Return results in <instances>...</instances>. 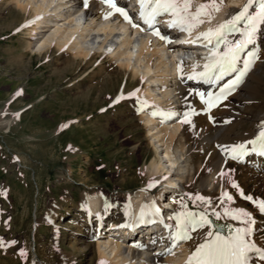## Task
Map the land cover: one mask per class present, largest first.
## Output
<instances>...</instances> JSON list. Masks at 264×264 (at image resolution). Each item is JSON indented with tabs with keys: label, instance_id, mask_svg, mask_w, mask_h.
I'll use <instances>...</instances> for the list:
<instances>
[{
	"label": "rangeland",
	"instance_id": "obj_1",
	"mask_svg": "<svg viewBox=\"0 0 264 264\" xmlns=\"http://www.w3.org/2000/svg\"><path fill=\"white\" fill-rule=\"evenodd\" d=\"M70 1L72 12L81 10L80 0ZM16 7L10 0H0V237L17 241L0 248V264H62L63 251L71 250V236L81 234L82 219L76 214L84 192L102 191L125 200L129 191L146 187L147 168L158 156L156 150L161 154L162 149L151 144L136 97H128L136 89L144 90L143 74L135 77L105 55L75 60L73 51L57 46L39 52L51 31L30 46V29L37 26L29 25L32 13ZM81 15L84 21L95 18L85 9ZM259 32L255 51L264 63V27ZM117 37L110 39L114 47ZM104 40L95 36L90 44ZM192 52L185 51L181 58L191 59ZM121 92L125 99L114 103ZM261 93L251 102L250 116L264 109V84ZM225 105V101L219 105L218 114ZM200 123L210 124L203 116ZM238 173L242 183L244 175ZM247 180L244 195L264 199V188L261 192L254 179ZM182 188L180 184L178 189ZM230 188L236 197L240 194V187ZM242 203L253 206L245 198ZM51 211L56 214L53 224L46 221ZM254 211L263 241L264 218ZM21 248L26 258L20 255ZM74 254L75 264H97L91 246Z\"/></svg>",
	"mask_w": 264,
	"mask_h": 264
},
{
	"label": "bare ground",
	"instance_id": "obj_2",
	"mask_svg": "<svg viewBox=\"0 0 264 264\" xmlns=\"http://www.w3.org/2000/svg\"><path fill=\"white\" fill-rule=\"evenodd\" d=\"M10 1L26 13H32V16L30 15L32 19L36 16L43 17L35 22L36 28L30 29V46L40 38V35L51 31L39 47V52L57 46L61 50L69 48L68 50L73 51L75 60L79 58L89 60L97 55H105L108 59L117 62L119 69L121 68L123 71L131 70L132 75L135 77L139 74L145 76L143 78L142 75V79H146L144 90L139 89L140 95H142H139L141 99H146L149 105H156L159 109L172 110L176 113L175 117L161 122V117L151 115V112L155 110L152 107H145L140 111L148 137L152 140L151 144L154 142V146L158 145L162 149L161 154L158 153L159 149L156 150L155 155L158 156H155L152 161L150 160L151 162L149 161L150 165L148 164L149 167L147 168L149 173L147 185L150 180L155 179L158 181L156 187L144 191V189H147L146 185V187L136 189L133 192L129 191L125 200L107 192L90 193L85 191L76 214L82 219V226L79 230L81 234L71 236L73 237L70 240L71 250L68 252L63 251V263L75 264L76 254L74 253H81L82 250L91 246L95 249L97 264H101V262L103 264H185L188 255L194 250L191 242L182 244L176 250L177 255L175 256H159L158 254L167 247L166 242L160 239L161 236L166 237L168 235L166 228L157 226L156 229L158 230L156 232H148L146 238L149 242L147 245L143 243L141 238L138 242L134 240L130 242L131 234L127 231V228L134 225L143 204H150L153 201L157 205L161 204L164 194L165 202L163 201V203L168 208L164 207L163 210L167 220L169 215L181 210V196L185 197L184 202L190 210L199 211L200 208L187 198L189 195L197 193L210 197L217 210H222L219 207L220 194L222 191H227L230 195L234 194L231 193L230 185H232V182L239 181L238 171L241 175H244L242 183L238 182L241 188V190L238 188L240 192L243 191V185L245 186L248 183L247 178L254 179L260 191L261 188H264V157H256L255 153L250 152L241 159L233 160L227 153L222 151V146L254 139L260 130L261 124L264 123L263 108L255 115H249L253 111L251 102H255L254 99H258L257 96L262 94L264 63L259 59L254 60L247 75L236 87V93L225 100V109L223 108L222 112L218 114L217 108L219 106L214 108L213 114L210 115L213 124L206 123V125H203L202 123V126L200 122L203 115H192V123L183 124L179 122L183 118V113L192 109L198 110L193 97L194 90L218 93L220 87L235 75L225 77L218 85L205 86L203 82L198 83L197 80H189L187 77L192 72L191 66L195 63L202 65L204 61L198 59L201 58L199 54L207 55L208 51H204L198 44L183 43L188 39L186 33H182L177 29L168 31V33L173 32L174 35L179 36L174 38L169 35V39L174 42L173 45L169 46L170 43L152 37L150 31L145 27L140 26L144 31H140L139 28L132 31L133 27L118 13H114L105 19L104 15L108 11L104 10L95 0H88V7H84L85 10L93 12L95 15V18L90 21H84L82 18L81 12L83 9L76 12L71 11L70 0ZM80 2L84 6L83 0H80ZM201 2H204V0H195V3ZM245 3L246 0H227L221 11L215 14V19L211 25L205 23L193 32V36H196L200 31L207 30L209 26L215 27L217 24L222 23L227 18L230 9L238 11ZM60 17L63 20L61 19L62 21L58 22L57 20ZM166 19L167 17L159 18L157 28L167 26L164 22ZM53 23L63 24L56 27ZM116 35L118 37L114 47L110 39ZM140 35L143 37L138 41ZM95 36H103L105 40L101 44L93 46L90 44V40ZM259 44L257 34L256 43L250 45L246 52L255 51ZM189 50L193 51V57L182 59L183 56L181 55ZM169 53H171V56H169ZM181 61L183 62V69H186L185 74L178 71L177 66ZM201 70L202 67L197 69V71ZM154 77H161L159 82H162V85L159 89L150 86ZM161 79L163 80L161 81ZM206 119L209 120V116ZM249 148H251V145H249ZM163 160H165L164 163ZM166 164L169 166L165 167ZM233 164L238 166L237 169H233ZM239 168L240 170H238ZM221 172H225L227 175L221 176ZM127 182L123 184L121 189H125L124 185ZM180 184H182V190L177 189ZM156 194H159V197ZM166 194H173L174 196ZM252 197L258 199L254 194H252ZM228 206L245 208L253 213L257 222L255 239L258 242L262 241L260 237L261 222L257 219L258 215L254 211L256 207L242 203L235 194L233 195V203ZM68 213H71L70 210ZM55 219L56 214L51 211L46 221L53 224ZM212 219L215 220V217L213 216ZM168 221L169 224L174 223L172 220ZM219 222L234 226L237 224V222L228 218H224ZM108 225L110 226L109 229L102 232L106 230L104 228ZM100 230L101 233H99ZM154 238L156 239L152 241ZM157 242L160 245L155 250L152 251L151 248H148L150 243L156 244ZM41 264H44L43 261H41Z\"/></svg>",
	"mask_w": 264,
	"mask_h": 264
},
{
	"label": "snow or ice",
	"instance_id": "obj_3",
	"mask_svg": "<svg viewBox=\"0 0 264 264\" xmlns=\"http://www.w3.org/2000/svg\"><path fill=\"white\" fill-rule=\"evenodd\" d=\"M100 2L122 16L133 28L144 31L139 24L132 20L124 8L116 5L114 0H100ZM137 2L139 5L138 16L143 24L152 30L153 35L167 43L172 42L156 28L159 18L167 17L164 22L169 29H177L187 34L188 39L183 43L200 44L208 49L206 56L198 58L202 59L204 63L202 65L195 63L191 66L192 72L187 77L189 80H198L203 81L204 84L214 85L224 80L225 77L235 74L232 79L220 87L218 93L202 91L195 93L205 106L203 111L206 113H210L213 108L228 98L247 75L254 60L258 59L257 51L246 52V49L256 43L257 34L264 27V0H246V3L238 11L230 9L227 18L222 23L215 27L209 26L207 30L200 31L196 36H193V32L205 23L211 25L215 14L221 11L227 0H204L201 3H195V0H137ZM83 3L87 8L88 0H83ZM114 12L108 11L104 18L107 19ZM42 18V16H36L29 23H35ZM182 65L181 61L177 67L178 71L183 74ZM201 67L202 71H197ZM137 92L139 89L128 93V97H136V102L140 105L138 111L145 107H152L155 110L151 112V115L161 117V122L176 116L172 110H162L156 105H149L146 99L137 96ZM122 99H125L123 92L114 103H118ZM196 114L198 113L194 109L185 112L179 122L191 124V116ZM209 119H212L210 115ZM222 151L233 160L241 159L250 152L264 156V123L261 124L254 139L222 146ZM220 175L226 176L227 174L221 172ZM157 183L158 181L155 179L150 180L144 191L156 187ZM232 187L239 188L235 182H232ZM240 195L244 196V193L241 191ZM187 198L200 210H190L184 202L185 197H180L181 210L168 216V220H172L174 223H164L163 225L168 229V235L161 236L160 239L166 242L167 247L158 254L159 256H175L177 255L176 250L182 244L191 242L194 250L188 255L185 264H264V241L258 242L255 239L257 222L253 213L245 208L228 206L233 203V196L227 191H222L219 197V207L222 210H217L210 197L197 193L189 195ZM244 198L253 203L259 214L264 215V199H255L250 195L244 196ZM213 216L215 221L228 218L237 224L235 226L232 224L217 225L212 219ZM158 220L163 222L162 210L155 201L141 206L137 224L156 223ZM16 243L17 241H5L0 237V248H7ZM20 255L27 257L23 248L20 249Z\"/></svg>",
	"mask_w": 264,
	"mask_h": 264
},
{
	"label": "water",
	"instance_id": "obj_4",
	"mask_svg": "<svg viewBox=\"0 0 264 264\" xmlns=\"http://www.w3.org/2000/svg\"><path fill=\"white\" fill-rule=\"evenodd\" d=\"M215 224H217V225H221V224H218V223H216V222H215Z\"/></svg>",
	"mask_w": 264,
	"mask_h": 264
}]
</instances>
